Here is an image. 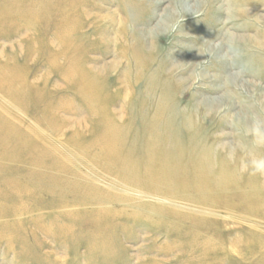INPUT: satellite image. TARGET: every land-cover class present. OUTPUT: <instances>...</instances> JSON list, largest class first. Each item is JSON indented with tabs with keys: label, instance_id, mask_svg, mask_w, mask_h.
I'll return each instance as SVG.
<instances>
[{
	"label": "rangeland",
	"instance_id": "374dc122",
	"mask_svg": "<svg viewBox=\"0 0 264 264\" xmlns=\"http://www.w3.org/2000/svg\"><path fill=\"white\" fill-rule=\"evenodd\" d=\"M132 15L177 118L234 170L192 204L99 169L152 168ZM111 109L132 121L115 145ZM0 264H264V0H0Z\"/></svg>",
	"mask_w": 264,
	"mask_h": 264
},
{
	"label": "bare ground",
	"instance_id": "6f19581e",
	"mask_svg": "<svg viewBox=\"0 0 264 264\" xmlns=\"http://www.w3.org/2000/svg\"><path fill=\"white\" fill-rule=\"evenodd\" d=\"M133 15L132 17L127 16L129 17V23L121 19L120 21H118L119 23L117 22V25H119V29L121 31V40H123V42L125 43L127 42L128 44L129 52L127 51L126 53L131 54L136 68H139L140 70L137 74H135V77L133 78V84L142 79L144 82V92L154 93L156 95L155 98H157L158 100L154 105L156 106V108L154 109V114L148 117V119L146 120L147 127L145 133L143 134V140L146 144H144L145 157H142L141 161H144L143 163L147 162L148 165L149 163H151L152 168L147 170L142 169V167H139V164L137 162L136 164L138 165L136 166H121L118 164L112 165V163H109L103 165V167L99 166V169L101 171L104 170V172H106L109 176L110 173L115 174L116 176H120L122 175V173H125V171H128L130 173L132 172V174L129 175V178H126L125 180L123 179V183H117V185L124 186L125 188H130L129 184H135L142 187L144 190H150L152 192L151 196H153L154 198L165 196L164 198H166L167 200L170 198L169 201L175 204L177 203L176 201L178 200V198H181L182 200L187 202L189 201V203L192 204L196 202L195 200H198V197L194 198L192 195L188 194L190 191L184 188L186 185L189 184L196 186V191L198 190L196 194H199V197L202 198V196L205 195L207 191H212L213 189H215V187H218V185H220L219 183L222 184L220 188H222L223 190L225 189V181H228V183H226L227 186L233 184V182L231 183L230 181L233 180L232 176H234V170H228V168L226 167V161L224 159L217 158V162L214 161V158L212 156L213 148L203 146V143H201L200 140L199 133L190 130L192 127V122L190 120L186 119L185 117V120L182 119V121H179V119L177 118L176 115L178 114L175 103L173 102V100H167V80L165 78L158 79L156 76H153V68L150 65L146 67L147 64L144 57H138L143 50V46L138 41L136 36L137 34L132 35L128 30V25L136 22ZM113 22L116 23L115 21ZM134 39L136 41L135 43H132ZM89 75H91L90 72L86 70L82 79L84 81L83 89L91 86L92 82L87 79L90 78ZM105 108H107V106ZM125 110L120 109L118 112H115L111 109L110 111L113 116L111 115L110 117H105L103 126L110 130L109 137H106V139L108 140V144L112 143L113 145H115L118 137L123 136V129L126 126L131 125L132 121L130 120V118L124 115ZM128 112L130 113L131 110L129 109ZM133 122H135V119ZM185 126L186 128L191 126L190 129H188L189 132L186 131ZM183 133L187 135L183 137ZM182 137L185 138V140H182ZM186 143L188 145L187 147L189 148L187 149L188 156L190 157H186L184 155L186 154V150L183 149V147ZM177 146L180 148L177 149ZM168 150H173L174 153H169ZM164 153L167 154V157ZM183 161L190 162L192 163V165L186 167V165L183 164ZM176 172L179 173V176L175 177ZM183 173H188V176H182ZM190 173H193L194 176L189 175ZM112 197L114 198H111V200L116 199L115 201H124V204H126L127 206H143L139 202H137L138 204L130 203L132 199L136 198L129 193L124 197L118 195ZM92 200H98V198L94 196ZM199 200V202L202 203L201 199ZM202 204H204V202ZM145 206H150V210L153 207H157L150 205V203L149 205Z\"/></svg>",
	"mask_w": 264,
	"mask_h": 264
}]
</instances>
